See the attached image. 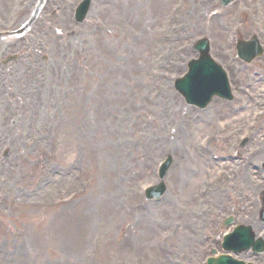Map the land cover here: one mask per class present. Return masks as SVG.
I'll return each instance as SVG.
<instances>
[{"label":"rangeland","instance_id":"obj_1","mask_svg":"<svg viewBox=\"0 0 264 264\" xmlns=\"http://www.w3.org/2000/svg\"><path fill=\"white\" fill-rule=\"evenodd\" d=\"M46 1L35 25L44 18L51 29L40 23L25 35L38 45L35 75L0 80V264H203L235 212L264 236L260 206L252 207L264 192V163L247 156L260 149L264 120L244 147L236 141L249 114L264 107V56L250 65L233 58L237 35L254 33L264 46V0L221 10L217 37L207 19L216 0L214 10L205 0H129L126 13L120 0H91L81 25L61 0ZM64 15L71 20L62 22ZM200 38L210 41L235 97L204 111L173 89ZM239 114L242 121L230 123ZM202 151L217 166L202 184H187ZM168 155L167 194L146 201L141 189ZM247 168L258 175L247 178ZM246 183L248 215L235 205ZM251 261L264 264V254Z\"/></svg>","mask_w":264,"mask_h":264},{"label":"water","instance_id":"obj_2","mask_svg":"<svg viewBox=\"0 0 264 264\" xmlns=\"http://www.w3.org/2000/svg\"><path fill=\"white\" fill-rule=\"evenodd\" d=\"M83 16L84 15L81 14V19ZM198 50L202 51V58L197 62L193 61L190 63V74L187 76L186 80L177 85V88L189 103L201 105L214 94L225 96L226 89L217 69L208 63V57L205 56L207 53L206 45H200ZM243 232V230H240L238 234H243ZM246 232L248 233V230H246ZM248 247V245H245L239 250L236 249V251L242 252ZM212 264L232 263L228 262L226 258H222L218 261H214Z\"/></svg>","mask_w":264,"mask_h":264},{"label":"bare ground","instance_id":"obj_3","mask_svg":"<svg viewBox=\"0 0 264 264\" xmlns=\"http://www.w3.org/2000/svg\"><path fill=\"white\" fill-rule=\"evenodd\" d=\"M120 1L122 3V7L124 9V13H126V11L128 10V8L130 6V1L129 0H120ZM207 6L208 7L213 6V1L212 0H208ZM206 7H205V9H206ZM204 10H203V12H204ZM3 11H4V3H2L0 1V17H1V14H2ZM69 12H71V10H69ZM201 15H200V17H201ZM24 17H25V15L22 17V19ZM22 19L19 21L18 25L22 22ZM207 19H208L209 22L212 23L211 24V27H210L211 30H208V31L210 33H212V35H214L215 37H217V35H219V34L222 33V25H223L224 19L223 20L214 19L212 17H209L208 15H207ZM69 20H70V17L69 16H65L62 19V22H69ZM194 20H198V19H194ZM73 48H74V46L72 47V49ZM1 50H2V48H1ZM31 60H33V58H30L29 59V61H31ZM19 79H21V78H19ZM8 108H9V106H8ZM241 119H242V115H238V117L236 119H230V123H232V120L234 121L233 123H236V122L238 123V122L241 121ZM261 137L262 138L259 139L255 143V146L260 148V151L255 154V158H254V162H256L258 164L264 162V133L261 134ZM199 157H200V159H198V160L195 159V161H194V167L197 168L198 170L197 169H194V171H193V177H191V176H190L191 178L189 177L187 184H199L201 182V179L204 176H206L211 171V169L213 168V166L214 165L217 166V164L209 163L206 160L207 158H206L205 155L201 154V156H199ZM245 175H246L247 178L248 177L250 178V177H252V175H257V174L256 173H253V172H250V171H246L245 172ZM250 191H252V189L249 186V183H246L244 185V189L242 190V193H238V197H237V199L235 201L236 207L237 206H239V207L240 206H244L245 207V214L247 212H249V209H247V207L249 206V204L251 202L250 201V198H249V194H251ZM254 191L255 192H258L255 189H254ZM218 196H219V199H221V195L218 194Z\"/></svg>","mask_w":264,"mask_h":264}]
</instances>
